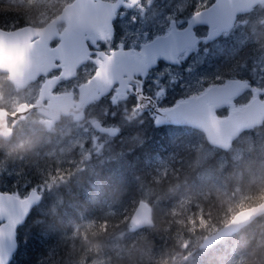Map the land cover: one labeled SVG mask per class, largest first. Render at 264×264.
I'll list each match as a JSON object with an SVG mask.
<instances>
[{"label":"clouds","instance_id":"clouds-1","mask_svg":"<svg viewBox=\"0 0 264 264\" xmlns=\"http://www.w3.org/2000/svg\"><path fill=\"white\" fill-rule=\"evenodd\" d=\"M74 3L5 0L17 20L0 21V36L30 31L34 41H51L71 30L74 17L103 23V14L80 17ZM239 24L246 27L249 22ZM258 46L264 49V42L258 41ZM94 79L95 74L81 87ZM43 90L39 74L21 77L0 64V153L25 163L44 157L71 158L76 153L82 166L70 175L78 176L81 184L90 183L87 202L119 203L127 188L119 183L106 186L102 169L93 162L94 157H103L99 164L109 159L104 156L106 145L92 143L88 136L107 111L90 115L74 107H53L49 97L41 95ZM65 95L72 97L73 106L79 104L75 93ZM139 107L125 109L124 120L131 123L138 118ZM112 127L119 133V125ZM114 147L107 143L108 151ZM213 147L216 151L208 156L197 151L186 169L153 176L147 189L150 198L139 199L138 211L127 220L74 224L70 252L84 249L76 264H84L86 258L90 264H264V119ZM158 238L170 243L158 249Z\"/></svg>","mask_w":264,"mask_h":264},{"label":"water","instance_id":"water-1","mask_svg":"<svg viewBox=\"0 0 264 264\" xmlns=\"http://www.w3.org/2000/svg\"><path fill=\"white\" fill-rule=\"evenodd\" d=\"M122 1L75 0L72 7L80 17L103 14L104 21L94 25L86 19L74 17L76 22L71 30L54 37L59 39L54 46H50L54 38L51 41H34L30 31L15 36H0V64H7L10 70L21 77L36 74L46 76L61 68L59 75L45 80L41 95H47L53 107H74L72 97L65 95L67 92L54 94L53 89L60 78H72L76 69L90 55L86 38L113 36V20ZM261 1L215 0L210 6L195 12L184 28H178L172 21L167 34L141 43L139 49H125L121 45L109 55L99 52L103 60H97L95 79L83 87L80 86L79 104L74 108L84 112L86 105L109 94L115 85L117 94L121 95L135 83V94L140 101V109H152L157 114V124L190 125L203 131L212 145L227 143L240 128L256 119H264V98L262 100L258 95L243 108L232 109L227 117L216 114V108L230 104V99L248 88V82L243 79H231L224 84H213L198 95L190 96L171 107L162 108L152 97L143 94L142 80L160 61L172 65L180 64L179 55L198 43L195 27L206 25L209 31L207 38L214 39L233 27L239 14ZM132 2L135 3V0ZM261 92L264 93V90L255 91L256 94ZM112 126L99 124L95 128L116 136L118 133ZM41 200L42 193L36 188H32L25 197L0 191V264H10L12 261L18 248V228L24 224L32 208ZM137 204L132 214L138 211Z\"/></svg>","mask_w":264,"mask_h":264},{"label":"trees","instance_id":"trees-1","mask_svg":"<svg viewBox=\"0 0 264 264\" xmlns=\"http://www.w3.org/2000/svg\"><path fill=\"white\" fill-rule=\"evenodd\" d=\"M16 20L17 17L8 10L5 0H0V21ZM230 44L231 41H226L224 47ZM239 53L235 59L226 56L224 52L221 53L219 74L221 77H229L234 73L233 68H240L243 59L248 56V49L244 47ZM249 62L251 60L247 61V64H250ZM243 78L239 79H248L253 83L254 78L247 73ZM247 92L237 97L236 102L246 104L250 100H247L249 98ZM244 95H246L244 98H240ZM111 105L113 109L118 107L112 102ZM218 113L224 115L226 109H219ZM107 118L110 123L117 120V117L112 118L108 115ZM125 130L127 133L139 135L141 143L136 146L125 144L121 151L117 150L116 157L103 164H97V168L102 169L103 178L107 181L106 186L119 183L127 188L124 198L112 205V209L107 206L108 201L87 202V191L91 189V185L87 181L81 184L78 176L56 180L52 193L44 195L42 202L32 209L26 222L18 228V248L10 264H76L84 249L81 247L78 252H70L74 224L84 227L89 222L95 223L106 219H111L114 224L122 219L127 220L137 201L144 197V189L150 187L153 176L170 175L174 171L186 169L197 151L204 156L216 151L200 130L186 125H156L155 118L147 111L142 112L139 120ZM120 147L118 145L117 148ZM120 152H123V155H120ZM36 160L38 159L29 160L27 163L13 162L0 153V168L3 169L5 179L12 175L19 179L18 181L24 178L33 183L56 177L62 169L52 163L48 167L43 166L40 160L38 164L41 167L30 163ZM88 180H93V177H89ZM53 204L54 207L49 208ZM75 242L79 245L78 239ZM169 243L170 241L164 238H158L156 246L163 249ZM84 264H90V258H86Z\"/></svg>","mask_w":264,"mask_h":264},{"label":"rangeland","instance_id":"rangeland-1","mask_svg":"<svg viewBox=\"0 0 264 264\" xmlns=\"http://www.w3.org/2000/svg\"><path fill=\"white\" fill-rule=\"evenodd\" d=\"M212 1L144 0L133 6H124L119 15V21L117 22L119 27L117 26L116 29L115 39L113 40L114 44H116V48L119 47L120 43H122L120 41L123 39L125 41L123 47L140 48L141 43L148 42L158 35L167 34L171 29V19H174L176 25L182 28L186 25L191 14L194 13L193 5H195V10L197 11L209 6ZM243 20L249 22L248 26H240L239 21ZM262 20H264V1L254 6L251 10L241 14L234 27L228 31H224L217 39L208 40V27L200 26L196 29L198 44L195 47L187 48L179 55L180 64L172 65L160 61L158 66L150 71V75H148V78L145 79L146 81L143 84L145 93L153 96L155 99L153 100L158 106L162 108L170 107L179 101L186 100L190 96L202 93L209 85L223 84L233 78H243L244 74L247 73V75L254 78L253 83L245 78L250 83V88L245 91H248L246 93L249 96L247 100L251 99L257 89L264 90V49L258 46V41L264 42V23H261ZM226 41H231V44L224 47ZM56 43L57 41H54L52 45ZM253 44L257 45L254 46ZM244 47L248 49V56L243 59L240 68H233L232 72L234 73L229 77H221L219 75L221 53L224 52L226 56H231L235 59L237 55H240L239 51ZM249 60L251 62L247 64ZM94 72L95 65L91 64L77 79L63 83L61 88L66 87L69 90L77 92L80 82L87 80ZM44 78H40V81L43 82ZM246 95L240 98H244ZM260 95L262 98L264 97V93H260ZM236 99H233L232 104L225 108L227 115L231 109L242 107L245 104L237 103ZM112 101L113 97L109 95L101 103L92 106L88 114L94 115L97 112L104 113L105 111L109 113L108 106L111 105ZM132 108L127 110L130 112ZM139 112L142 114V111ZM147 112L153 118H156V114L153 111ZM141 114L131 123L124 120L123 116L116 122V125L120 126L119 135L115 137L117 138L116 140L108 136L102 137L94 128L89 131L88 136L92 143H105L104 156L109 157L105 162L112 157H116L118 154L116 152L121 151L125 144L136 146L141 143L142 140L139 135L127 133L125 130L126 127L139 120ZM109 142L115 145L111 151L107 150V143ZM118 145L121 147L117 148ZM37 159L36 161H30V163L34 165L41 161L42 165L47 167L52 163L56 167L62 168L58 172L59 175L41 179L38 183H33L31 180L24 178L20 179L22 181H18L19 179L12 175L9 176L10 178L5 179L3 169L0 168V190L10 191L20 197H24L32 188H38L50 195L56 180L76 176L70 174L75 172L78 165H81L80 156L76 153H73L71 158L65 159L49 157ZM99 159H103V157H94L93 162L99 164ZM39 167L41 166L39 165ZM144 193L143 198L149 199L151 194L147 189H144ZM108 205L113 209L112 205L115 204L108 202ZM53 207L54 204L49 208Z\"/></svg>","mask_w":264,"mask_h":264},{"label":"flooded vegetation","instance_id":"flooded-vegetation-1","mask_svg":"<svg viewBox=\"0 0 264 264\" xmlns=\"http://www.w3.org/2000/svg\"><path fill=\"white\" fill-rule=\"evenodd\" d=\"M106 1H109V2H115L116 0H106ZM142 1H144V0H135V3H133L132 2V0H123L122 1V5L120 6V8L118 9V11H117V13H116V17H115V19H114V34H113V36H111V37H107V38H101L100 36H92L93 38L92 39H90V38H86V43H87V45H88V47H89V50H90V55L88 56V58L86 59V61L85 62H83L77 69H76V75H74L72 78H69V79H65V78H60L59 79V81H58V84L56 85V87L53 89V93L54 94H60V93H64V92H69V91H71V92H73V93H75V95H76V97L79 99V88H80V86L82 85V83H83V81H81L80 82V84H79V88H78V91L77 92H75V91H73V90H69L68 88H66V87H62L61 88V86H62V84L63 83H66V82H68V81H71V80H75V79H77V77H79V75H81L83 72H84V70L87 68V67H89L91 64H93V65H95V72H96V69H97V60H103V58H102V56H100V54H99V52H102V53H104V54H107V55H109V54H111V52L112 51H115V50H117L121 45L123 46V44L125 43V41L122 39V41H120V42H122V43H120V45H119V47H117L116 48V44H114V39H115V35H116V29H117V26L119 27V24H117V22L119 21V15H120V13H121V10L124 8V6H133V5H135L136 3H139V2H142ZM215 0H213L212 1V3L214 2ZM262 1H264V0H262ZM261 1V2H262ZM260 2V3H261ZM211 3V4H212ZM259 3V4H260ZM210 4V5H211ZM209 5V6H210ZM256 6V5H255ZM208 7V6H207ZM204 8H206V7H204ZM203 9V8H202ZM198 11V10H197ZM192 15V14H191ZM172 21H174V19H171L170 20V23L172 22ZM186 24H187V22H186ZM186 26V25H185ZM184 26V27H185ZM184 27H182V28H184ZM180 28V27H179ZM198 29V28H197ZM196 32V31H195ZM54 41H57V43H58V41H59V39L58 38H55L52 42H51V44H50V46H54V45H52V43L54 42ZM110 41V42H109ZM56 43V44H57ZM55 44V45H56ZM141 46V45H140ZM123 48H125V47H123ZM136 49V48H133V47H130V48H125V49ZM137 49H139V48H137ZM157 67V66H156ZM155 67V68H156ZM152 70V69H151ZM60 72H61V68H59V69H56V70H53L51 73H49L48 75H46V76H40L39 78H42V77H45L44 78V81L43 82H45V80L47 79V78H49V77H53V76H56V75H59L60 74ZM95 72H94V74H95ZM149 75H150V73H149ZM93 76V75H92ZM92 76H90L88 79H90ZM136 77H138V76H136ZM139 78V77H138ZM148 78V76L145 78V79H147ZM87 79V80H88ZM145 79H143V84L145 83ZM248 82V81H247ZM249 83V82H248ZM147 86V85H146ZM142 88H143V93L145 94V95H147V96H150V97H152L153 99H154V97L153 96H151V95H148V94H146L145 93V91H144V87H143V85H142ZM61 89V90H60ZM60 90V91H59ZM135 91H136V84L135 83H132V85H131V87H128V89L126 90V92L125 93H122L121 95H118L117 94V89H116V86H114V88L111 90V92H110V94H108V95H106V96H102L100 99H98V100H95L94 102H92V103H90V104H88V105H86V107L84 108V112L85 111H87V113H88V111H89V109L92 107V106H95V105H97V104H99V103H101L104 99H106L109 95H112V97H113V101H112V104H114V105H118V107H116L115 109H113V105H110V106H108V110H109V113H108V116H110V117H112V118H115V117H117V120L114 122V123H110V122H108V118L107 117H104L103 118V120H102V125L103 126H110V125H116L117 123V121L118 120H120L121 119V117L123 116V112H124V110L125 109H130L131 107H133L136 103H137V105H139L140 106V102H139V100H138V97L135 95ZM162 92V91H161ZM160 92V93H161ZM155 100V99H154ZM108 105V104H107ZM74 107H76V105L74 106ZM225 108H227V107H225ZM139 111H141L140 110V107H139ZM227 111V110H226ZM97 113H99V114H103V112H97ZM96 113V114H97ZM113 114H115V115H113ZM217 114H218V116H220V117H225V116H227V113H225L224 115H220L219 113H218V111H217ZM111 118V119H112ZM94 129L97 131V133L99 134V135H101L102 137H106V136H108V137H112V136H110L108 133H106V132H103V131H100V130H98L97 128H95L94 127ZM113 138V137H112ZM37 190L40 192V193H42V200H43V198H44V195L46 194L45 192H43V191H41V190H39L38 188H37ZM6 192H10V191H6ZM25 197V196H24ZM42 200H41V202H42ZM40 202V203H41ZM34 208V207H33ZM32 208V209H33Z\"/></svg>","mask_w":264,"mask_h":264},{"label":"bare ground","instance_id":"bare-ground-1","mask_svg":"<svg viewBox=\"0 0 264 264\" xmlns=\"http://www.w3.org/2000/svg\"><path fill=\"white\" fill-rule=\"evenodd\" d=\"M259 3H260V2H259ZM259 3H257L256 5H258ZM254 6H255V5H254ZM254 6H252L249 10H251ZM249 10H246V11H244L243 13H245V12H247V11H249ZM116 13H117V12H116ZM243 13H241V14H243ZM241 14H239L238 17H239ZM192 15H193V14H192ZM192 15H191V16H192ZM191 16H190V17H191ZM238 17H237L236 21L238 20ZM114 19H115V18H114ZM187 21H188V20H187ZM236 21H235V23H236ZM174 22H175V21H174ZM235 23H234V25H235ZM175 24H176V23H175ZM170 25H171V23H170ZM234 25H233V27H234ZM176 26H177V25H176ZM200 26H206V25H200ZM200 26L195 27V31H196V29L199 28ZM113 27H114V20H113ZM177 27H178V26H177ZM178 28H179V27H178ZM231 28H232V27H231ZM231 28H230V29H231ZM230 29H229V30H230ZM225 31H228V30H225ZM223 32H224V31H223ZM223 32H222V33H223ZM208 33H209V31H208ZM222 33H221V34H222ZM113 34H114V28H113ZM221 34H220L218 37L214 38V39L219 38V37L221 36ZM207 35H208V34H207ZM54 39H55V38H54ZM54 39H53V40H54ZM207 39H208V38H207ZM214 39H208V40H214ZM53 40H52V41H53ZM52 41H51V42H52ZM51 42H50V44H51ZM197 44H198V43H197ZM195 46H196V45H195ZM195 46H193V47H195ZM150 71H151V70H150ZM50 73H51V72H50ZM149 73H150V72H149ZM148 75H149V74H148ZM40 76H42V75H40ZM40 76H39V77H40ZM49 78H50V77H49ZM144 79H145V78H144ZM233 79H239V78H233ZM245 81H246V80H245ZM246 82H247V81H246ZM225 83H226V82H225ZM223 84H224V83H223ZM248 84H249V83H248ZM142 85H143V80H142ZM115 86H117V85H115ZM249 88H250V84H249L248 88H246L245 90H243L239 95H237V96L234 97L233 99H236L237 97H239L240 95H242V94H243L246 90H248ZM136 89H137V87H136ZM142 91H143V88H142ZM261 93H262V92H261ZM109 94H110V93H109ZM143 94H144V93H143ZM106 95H108V94H106ZM106 95H104V96H106ZM135 95H136V94H135ZM144 95H145V94H144ZM256 95H258V96L260 97V99L263 100L264 97L262 98L261 95H260L259 93H258V94L255 93L254 96H253L252 98H254ZM252 98H251V99H252ZM233 99H230V100H231V103H230V104H232ZM251 99H250V100H251ZM250 100H249L247 103H249ZM93 102H94V101H93ZM139 102H140V101H139ZM247 103H246V104H247ZM230 104H227V105H224V106H222V107L216 108V114H217V111H218L219 109H222V108H225V107H229ZM174 105H175V104H174ZM172 106H173V105H172ZM244 106H245V104H244L242 107H237V108H243ZM170 107H171V106H170ZM164 108H168V107H164ZM234 109H236V108H234ZM140 110H141V109H140ZM231 110H232V109H231ZM231 110H230V112H231ZM141 111L144 112V111H153V110H152V109H144V110H141ZM153 112H154V111H153ZM230 112H229V113H230ZM154 113H155V112H154ZM155 114H156V113H155ZM217 115H218V114H217ZM228 115H229V114H228ZM228 115H227V116H228ZM227 116H225V117H227ZM156 118H157V114H156ZM156 118H155V123H156ZM156 125H168V124H167V123H166V124H157V123H156ZM172 125H177V124H172ZM178 125H185V124H178ZM186 126H190V125H186ZM190 127H193V126H190ZM193 128H196V127H193ZM196 129H198V128H196ZM198 130H200V129H198ZM200 131H201V130H200ZM201 132H203V131H201ZM203 133H204V132H203ZM109 135H110V134H109ZM118 135H119V133H118L116 136H112V135H110V136H112L113 138H115V137H117ZM204 135H205V134H204ZM39 204H40V203H39ZM39 204H38V205H39ZM36 206H37V205H36ZM34 207H35V206H34ZM31 211H32V210H31ZM30 213H31V212H30ZM26 220H27V219H26ZM25 222H26V221H25ZM25 222H24V223H25Z\"/></svg>","mask_w":264,"mask_h":264},{"label":"snow or ice","instance_id":"snow-or-ice-1","mask_svg":"<svg viewBox=\"0 0 264 264\" xmlns=\"http://www.w3.org/2000/svg\"><path fill=\"white\" fill-rule=\"evenodd\" d=\"M196 15H199V13H196Z\"/></svg>","mask_w":264,"mask_h":264}]
</instances>
